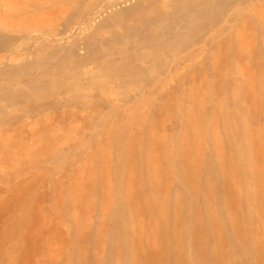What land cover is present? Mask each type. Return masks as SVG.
<instances>
[{"label": "rangeland", "instance_id": "374dc122", "mask_svg": "<svg viewBox=\"0 0 264 264\" xmlns=\"http://www.w3.org/2000/svg\"><path fill=\"white\" fill-rule=\"evenodd\" d=\"M0 264H264V0H0Z\"/></svg>", "mask_w": 264, "mask_h": 264}, {"label": "bare ground", "instance_id": "6f19581e", "mask_svg": "<svg viewBox=\"0 0 264 264\" xmlns=\"http://www.w3.org/2000/svg\"><path fill=\"white\" fill-rule=\"evenodd\" d=\"M201 11V10H200Z\"/></svg>", "mask_w": 264, "mask_h": 264}]
</instances>
